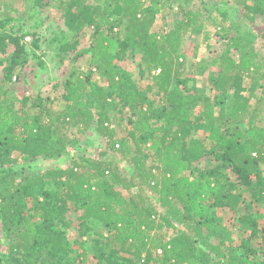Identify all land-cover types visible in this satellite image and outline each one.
<instances>
[{"label":"trees","instance_id":"obj_1","mask_svg":"<svg viewBox=\"0 0 264 264\" xmlns=\"http://www.w3.org/2000/svg\"><path fill=\"white\" fill-rule=\"evenodd\" d=\"M31 3L33 20L48 3ZM234 4L249 23L264 20V0ZM167 5L62 0L70 33L92 28L85 50L59 39L73 63L87 56L84 72L74 68L64 82L65 108L38 95L16 111L0 87V264H264V214L252 212L264 205V36L259 49L256 36H234L231 10L217 4L179 5L182 20L152 31ZM12 21L0 22V57L14 45L0 58L7 75L31 60L21 38L2 31ZM189 36H202L206 48L214 37L228 43L213 60L195 62L182 48ZM136 55L147 85L120 65ZM90 136L103 143L94 157L82 144ZM40 158L61 165L34 173ZM207 158L210 168L197 166ZM219 209L238 215L249 238L236 245Z\"/></svg>","mask_w":264,"mask_h":264},{"label":"rangeland","instance_id":"obj_2","mask_svg":"<svg viewBox=\"0 0 264 264\" xmlns=\"http://www.w3.org/2000/svg\"><path fill=\"white\" fill-rule=\"evenodd\" d=\"M186 1L190 3L187 2L188 4H186ZM234 1L235 0H170V5H167L165 9L161 11L162 6L158 8L160 11L156 14L152 31L160 32L166 27H173L174 23L178 20H182L179 5L184 4L187 8L186 10L189 11L191 8L202 7L204 4L208 6L217 4L224 11L226 9L231 10L233 17L231 18L230 24L234 29L233 35L237 34L242 36L249 34L256 36L259 42L257 48L261 47L263 44L262 37L264 36V20L261 19L256 24L249 23L242 16V7L235 5ZM45 2H47L48 5L45 8L39 9L38 17L32 20L29 18L30 6L32 4L31 0H0V22L1 20L10 18L15 19V21L8 24L6 23L4 26L5 29H2V31L6 30L7 33L21 38L22 43L25 45L26 50H29V55L31 56V58H29L31 60H28V62L24 60L25 64L18 66L13 71V75H7L4 71L6 64H2L3 66L0 67V87L2 89L3 99L16 111L23 108V102H25L27 98L30 102V100L32 101L38 95L42 96L45 100L49 99L48 101L55 99V104L54 106L52 105L51 108L56 111L63 110L66 104L62 101L60 95L64 91L65 80L74 68H79L81 71L85 70V66H80V64L85 62L87 56L83 57L80 63H73L75 53L61 55L58 51V46L61 42L59 39H66L70 43L78 41L80 44L79 51H82L87 49L90 45L92 28L84 29L78 36L77 34L70 33L64 25L63 12L60 10L62 0H45ZM217 15L218 13L216 16ZM36 20L41 22L39 28H35L34 26ZM62 33H66V35L63 37ZM125 34V29H122V36L124 37ZM202 40V36H189L184 40L182 45L184 52H187L188 55L194 54V52L197 54V59L193 60L195 62L197 60L201 61L202 59L208 62L213 60L222 54L228 43L227 39L214 37L211 41V48H206L203 46ZM8 46V51L1 55V60L6 61V57L14 52V45ZM192 49L194 51H192ZM130 57L120 65L132 74L135 81L142 85L150 83L151 81L141 56L136 55L135 58ZM189 58L192 60L191 57ZM211 71H214V69L211 68ZM188 75L189 73H187L186 76ZM7 78L8 80H6ZM199 81L200 88L207 85L206 78H200ZM28 104L31 105L30 103ZM24 109L26 110L27 107ZM33 112L35 113L36 111L33 109ZM114 120L115 122L119 121L118 116H116ZM82 144L86 148L85 152L87 156L93 157L99 154L101 146H103V143L96 136L84 137ZM69 162L70 159L68 158L63 165L65 166L69 164ZM57 165L61 164L55 159L40 158L33 162L30 170L34 173H42ZM126 165L125 161L120 163L123 170H126ZM211 165V160H209V158L197 164L201 169H208ZM248 196L249 195H246L244 198ZM248 201H250V197H248ZM252 212L253 214L256 212L264 214V205H255ZM216 215L223 224L234 230V243L236 245H240L244 238H249L250 234L239 227L238 215L228 209H219L216 211ZM259 224L261 228L260 236H264V219H261ZM77 226L78 223L75 222L71 230V240H76L77 238ZM79 244L80 243L75 244L76 249L79 248ZM252 245L254 248L258 247V249H260L261 240H254ZM263 256L264 253H260L257 257L261 258Z\"/></svg>","mask_w":264,"mask_h":264}]
</instances>
